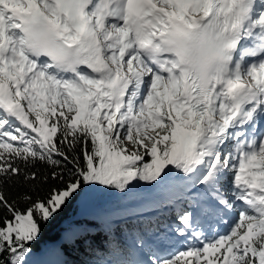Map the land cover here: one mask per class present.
Returning <instances> with one entry per match:
<instances>
[{
  "label": "snow or ice",
  "instance_id": "snow-or-ice-1",
  "mask_svg": "<svg viewBox=\"0 0 264 264\" xmlns=\"http://www.w3.org/2000/svg\"><path fill=\"white\" fill-rule=\"evenodd\" d=\"M0 264H264V0H0Z\"/></svg>",
  "mask_w": 264,
  "mask_h": 264
},
{
  "label": "trees",
  "instance_id": "trees-1",
  "mask_svg": "<svg viewBox=\"0 0 264 264\" xmlns=\"http://www.w3.org/2000/svg\"><path fill=\"white\" fill-rule=\"evenodd\" d=\"M163 219V218H162ZM56 230L54 228L49 229L46 233L45 236L43 237V239L45 241H53L56 238Z\"/></svg>",
  "mask_w": 264,
  "mask_h": 264
}]
</instances>
